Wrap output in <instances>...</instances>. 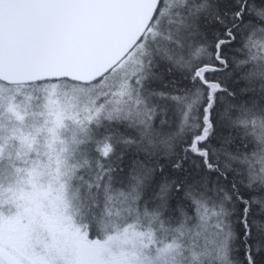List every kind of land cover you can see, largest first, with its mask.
Returning <instances> with one entry per match:
<instances>
[{
  "label": "snow or ice",
  "instance_id": "6c2138e0",
  "mask_svg": "<svg viewBox=\"0 0 264 264\" xmlns=\"http://www.w3.org/2000/svg\"><path fill=\"white\" fill-rule=\"evenodd\" d=\"M0 264H264V0H0Z\"/></svg>",
  "mask_w": 264,
  "mask_h": 264
}]
</instances>
